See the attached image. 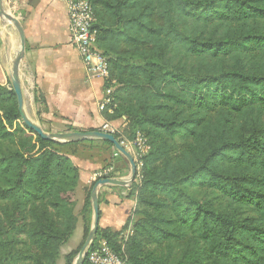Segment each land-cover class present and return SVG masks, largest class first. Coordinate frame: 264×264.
<instances>
[{"label": "trees", "instance_id": "1", "mask_svg": "<svg viewBox=\"0 0 264 264\" xmlns=\"http://www.w3.org/2000/svg\"><path fill=\"white\" fill-rule=\"evenodd\" d=\"M88 1L103 87L114 81L104 118H124L116 139L139 132L149 146L131 214L120 230L98 226L89 249L101 238L130 264H264V0ZM94 141L111 145L41 138L0 84V264H56L76 224L78 169L63 148ZM205 190L253 215L214 208Z\"/></svg>", "mask_w": 264, "mask_h": 264}, {"label": "crops", "instance_id": "2", "mask_svg": "<svg viewBox=\"0 0 264 264\" xmlns=\"http://www.w3.org/2000/svg\"><path fill=\"white\" fill-rule=\"evenodd\" d=\"M3 4L20 21L24 32L25 47L19 63L24 110L31 108L43 122L61 130H102L107 123L113 133L121 134L124 118L106 120L105 112L98 109L104 80L88 74L71 42L67 0H3ZM2 23L0 19V84L11 88L10 70L19 38L14 27ZM36 91L42 93L44 103H36ZM72 149L65 152L78 169L75 202L81 208L89 185L114 164H108L104 154L98 156V152H93L97 155L94 158H90V151L83 157L81 152H86L79 144ZM129 172V164L124 162L113 174L125 180ZM97 194L98 226L120 230L135 206V195L127 185L114 184L99 186Z\"/></svg>", "mask_w": 264, "mask_h": 264}, {"label": "built area", "instance_id": "3", "mask_svg": "<svg viewBox=\"0 0 264 264\" xmlns=\"http://www.w3.org/2000/svg\"><path fill=\"white\" fill-rule=\"evenodd\" d=\"M67 14L71 32V42L78 51L90 76H97L109 82V68L107 57L95 47L96 29L93 27L95 17L88 0H67ZM114 81H111L113 84ZM104 86L102 96L98 102V109L112 113L115 107L112 85ZM102 130L113 133V128L104 123ZM133 146L131 155L136 163L137 178L140 177L141 158L148 151L149 146L146 139L137 132L133 139L128 140ZM122 144V142H120ZM112 168L101 171L97 178L110 177ZM129 231L126 230L125 234ZM92 244V242H91ZM90 244V245H91ZM90 247V246H89ZM87 249L85 257L87 264H130L123 251L115 252L112 246L105 239H98L91 249Z\"/></svg>", "mask_w": 264, "mask_h": 264}, {"label": "rangeland", "instance_id": "4", "mask_svg": "<svg viewBox=\"0 0 264 264\" xmlns=\"http://www.w3.org/2000/svg\"><path fill=\"white\" fill-rule=\"evenodd\" d=\"M12 15H14L8 8H6ZM15 16V15H14ZM16 17V16H15ZM4 26L7 27H13V25H11L10 23H2ZM38 95V94H37ZM26 114L28 115V117L36 122L45 132H64L66 130H61L60 128H54V125H52L49 122H43L42 119L40 117H37L34 115V113L32 112L31 108H27ZM95 130V129H93ZM118 141L122 142L123 147L131 154L134 150H133V146H131L129 144V142H127L128 140L126 138H117ZM89 140H98V139H89ZM14 141L12 140H8L5 141L1 144V148L5 153H9L13 150L14 148ZM79 148H81L82 150H84L83 153L81 152L83 157H87V155L89 154L88 152H92L90 153V158H94L97 155H94L96 153L93 152H98V156H100L99 154L102 153L104 154L105 161L108 164H114L112 170L109 172L110 177H116L115 174H113V172L115 173L117 170V167H120V164L127 162V159L120 153L118 152L114 146L111 144H103V143H97V142H85L81 145H79ZM76 149V148H75ZM63 150H67V152L70 150V147H65L63 148ZM77 150V149H76ZM123 161V162H122ZM118 162V163H117ZM129 164V163H128ZM129 171V170H128ZM128 175V174H127ZM71 176V172L68 175V177ZM97 179V178H96ZM133 182V179L131 180L130 184H128L127 186L129 187V192L131 193V183ZM91 190L90 189L89 193H90V206L88 207V211H82V207L79 208V204L77 202H75L74 200V205H73V213L76 216V224H75V228L73 230V233L71 235V237L69 238V240L63 244L62 246H60L59 251H60V255L59 258L56 262V264H74L75 259L78 255L79 250L81 249L84 241H85V233H84V229L85 228H90L91 226V222H92V207H91ZM204 196L210 201V203L212 204V206L216 209H221V210H227L229 211V213H231L233 216H235L236 218H244L246 216H251L253 215V213L248 209V208H243V207H236L235 205H231L229 206L227 204V202L221 198L219 196V194L217 193H213L209 190H205L204 191ZM9 240L12 241V244L18 249V250H24L26 248L25 246V238L22 236L21 233H19V230L15 229V230H11L10 234H9ZM71 254V258L70 260H68L67 262V258L66 256Z\"/></svg>", "mask_w": 264, "mask_h": 264}, {"label": "water", "instance_id": "5", "mask_svg": "<svg viewBox=\"0 0 264 264\" xmlns=\"http://www.w3.org/2000/svg\"><path fill=\"white\" fill-rule=\"evenodd\" d=\"M0 19L3 23H10L16 30L19 38V49L12 60L11 70H10V85L16 96L17 110L20 115L22 122L33 130L37 135L46 140H51L55 142H79L89 139H99L106 140L110 142L114 148L120 152L128 161L130 172L127 179H122L119 177H103L98 178L91 190V207H92V222L85 241L78 252L74 264H83L84 257L88 247L93 241L98 227L99 220V206H98V194L97 190L99 186L104 184H114V185H128L131 180L135 177L136 173V163L133 156L123 147V145L118 141L113 133L104 130H75V131H64V132H45L36 122L32 121L26 111L24 110L23 93L21 89L20 79H19V63L24 53L25 40L24 32L20 21L12 15L3 4V0H0Z\"/></svg>", "mask_w": 264, "mask_h": 264}, {"label": "bare ground", "instance_id": "6", "mask_svg": "<svg viewBox=\"0 0 264 264\" xmlns=\"http://www.w3.org/2000/svg\"><path fill=\"white\" fill-rule=\"evenodd\" d=\"M8 4V3H7Z\"/></svg>", "mask_w": 264, "mask_h": 264}]
</instances>
